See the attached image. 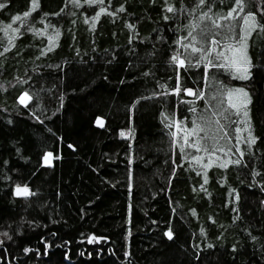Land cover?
Masks as SVG:
<instances>
[{
	"label": "trees",
	"instance_id": "obj_1",
	"mask_svg": "<svg viewBox=\"0 0 264 264\" xmlns=\"http://www.w3.org/2000/svg\"><path fill=\"white\" fill-rule=\"evenodd\" d=\"M33 2L0 0V264H264V31L225 63L264 0Z\"/></svg>",
	"mask_w": 264,
	"mask_h": 264
},
{
	"label": "snow or ice",
	"instance_id": "obj_2",
	"mask_svg": "<svg viewBox=\"0 0 264 264\" xmlns=\"http://www.w3.org/2000/svg\"><path fill=\"white\" fill-rule=\"evenodd\" d=\"M80 0H73V3L75 4H79ZM87 3L89 4H94V3H103V0H86ZM201 3H204L205 0H200ZM236 3L237 5L240 6L241 9H243L244 7V3H243V0H236ZM4 5L2 3H0V7H3ZM38 7V4L36 3V0H34L33 2V10H35V8ZM101 11H104V9H101ZM120 11H123V8L120 9ZM168 11H173L172 8H169ZM236 12V9H232L228 14L227 16L225 17V19H231L232 16H233V13ZM31 13L30 12H25L24 13V17H27L29 16ZM111 14V13H109ZM21 20V17L17 16L15 18V21H19ZM243 20H244V24L245 25H248L249 27L247 29H245V35L240 37L239 40H240V43H239V46L238 47H234V48H231L230 51H233V52H236V53H239V56L238 57H235V58H227L225 57V63L229 64L232 68L235 69V71L239 74V78L241 79H248V72H249V68L251 67V62L248 60L247 58V49H246V40L248 38V34H250L251 31H256V30H259V31H264V25H261L259 24L256 19H255V16L249 14V15H246L245 17H243ZM14 21V23H15ZM219 27V25H217ZM10 27V26H9ZM19 29H16V31H18ZM194 52L196 51H199V49H196V48H193L192 49ZM221 55H223V53H221ZM172 60L174 62H177L178 61V65L179 67L183 68L184 67V60H181L179 59L178 57L176 56H173L172 57ZM223 66V65H221ZM236 78V77H234ZM176 92H179L180 89L177 88L175 90ZM239 94H241L243 97H247V93L244 92L242 89L241 90H238ZM188 94L189 95H192V93L190 91H188ZM232 93H229V96L231 97ZM25 96H27V94H25ZM21 101L23 102L24 101V97H21ZM247 103H250V101H247L245 100V102L243 103V107L246 109L247 108ZM27 106V105H25ZM231 107L235 108L236 106L235 105H230ZM237 114H239V110L237 109ZM244 116L246 117L247 116V111L245 110L244 112ZM247 123V121H245ZM97 124L98 126H103L102 125V121H100L99 119L97 120ZM169 127H171V125H169ZM123 135V133H122ZM185 142L187 143V138H185ZM248 142L249 144H254L255 143V138L251 136V133H249V137H248ZM207 150V149H205ZM197 151H200V148H197ZM48 156H51V154L49 153ZM195 159H199V158H195ZM17 194H23V195H28V190L25 188V189H20V188H17ZM4 235H7V233H4ZM168 239H172L173 238V235L171 232H168L166 233ZM10 238V237H9ZM0 244H2V241H0ZM27 251V250H26Z\"/></svg>",
	"mask_w": 264,
	"mask_h": 264
},
{
	"label": "rangeland",
	"instance_id": "obj_3",
	"mask_svg": "<svg viewBox=\"0 0 264 264\" xmlns=\"http://www.w3.org/2000/svg\"><path fill=\"white\" fill-rule=\"evenodd\" d=\"M235 55H236V57L239 55V53H235L234 54V57H235ZM21 97H24V101L22 102L21 101ZM20 97V99H19V103L20 104H22V105H25V104H27V102H28V97L27 96H25V95H23V96H21ZM96 124H97V121H96ZM98 125V124H97ZM44 163L45 164H47V165H49L50 163H51V157L50 156H46L45 157V159H44ZM17 188H20V189H27L28 190V193H30V191H29V189L27 188V187H17ZM17 188H15V195H17V196H27V195H23V194H17Z\"/></svg>",
	"mask_w": 264,
	"mask_h": 264
}]
</instances>
